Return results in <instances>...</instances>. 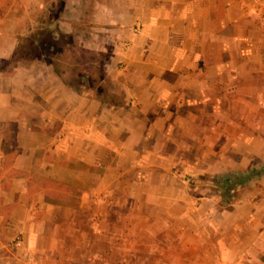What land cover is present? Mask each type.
<instances>
[{"label": "crops", "instance_id": "crops-1", "mask_svg": "<svg viewBox=\"0 0 264 264\" xmlns=\"http://www.w3.org/2000/svg\"><path fill=\"white\" fill-rule=\"evenodd\" d=\"M40 29L105 51L119 104L44 58L17 68ZM263 95L264 0H0V264H264V174L230 205L223 182L197 198L173 176L182 162L218 181L256 170ZM139 186L130 215L112 196Z\"/></svg>", "mask_w": 264, "mask_h": 264}, {"label": "rangeland", "instance_id": "rangeland-1", "mask_svg": "<svg viewBox=\"0 0 264 264\" xmlns=\"http://www.w3.org/2000/svg\"><path fill=\"white\" fill-rule=\"evenodd\" d=\"M81 34L85 38V34ZM49 37L50 35L48 31L41 29L32 31L28 36L22 37L27 40L24 41L27 49L17 56L14 65L17 66V68H20L23 66H30L32 63H37L36 60H38L40 53L36 51L35 47H32V43L36 42L45 45L47 44L48 46L46 48H43L42 50L43 53L45 52L44 54H48L47 56L45 55L44 58L46 64L62 74L64 78H66V81L69 83V85L77 89L79 92H91L95 98L104 101V103L107 105L119 104L121 95L118 96L116 94L117 91L112 79L106 77L107 75L105 73V65L108 61V55L104 53L105 51H99L97 47H92V49H90V47H88L87 45H82L81 42H78V40H76L72 36H66L67 38H65V40L59 37L56 45H53V42ZM30 50L34 51L33 55L29 54ZM12 65L13 64H11V66ZM240 97L242 104L245 103L243 100H247L249 98L248 96L243 95H241ZM251 99H253L252 96ZM256 99H261L260 101L264 102V95L258 96ZM257 114L259 119L264 118V111L258 112ZM39 155L40 154L38 153V156ZM256 162H258L257 169L261 170L264 167V160L257 159ZM36 163L37 164H35L34 166L36 169H34V171L36 170V173L38 174L32 176L31 182L34 187H39L42 185L44 186L45 182L42 178L43 175L38 171H41V173H45L44 171L46 169V166L44 165L42 160H37ZM54 163V161L50 162V164ZM51 170L53 171H51L53 176L56 177V179H53L56 185L52 187V192L57 193L54 192V189H58L59 192L57 193V196L58 194L61 197L64 196V194L68 195V193H70V190L66 189L68 186L65 187L61 184L62 179H64L63 175L65 174H63L60 169L53 166L51 167ZM249 170V173H252V170ZM173 176L176 178L177 183L182 188L187 189L190 194L197 198L202 197L200 195V191L202 190L209 191L212 194L218 193L220 195L226 192V194L229 193L228 195L224 196L225 202L228 205L236 203L238 197H240V194L247 191L243 188L235 193L228 192L227 190L225 192L223 190L222 184L218 183L219 181L217 179H212V177H209V175H200L191 172L187 163L185 162H182L181 164L173 168ZM65 177H67L70 182L79 181V178L74 177V175H66ZM128 178L133 181L136 176L128 174L127 179ZM136 180L140 184V178L137 177ZM122 195L124 196L122 197L123 200L133 201V203H129V214H140V206L138 207L137 205H134V202L140 203V186L139 190L132 193H125L121 195H117L116 193H114L112 199H122ZM116 209L118 208L115 207L114 211Z\"/></svg>", "mask_w": 264, "mask_h": 264}, {"label": "trees", "instance_id": "trees-1", "mask_svg": "<svg viewBox=\"0 0 264 264\" xmlns=\"http://www.w3.org/2000/svg\"><path fill=\"white\" fill-rule=\"evenodd\" d=\"M48 33L50 35L49 38H51L50 40H52V42H53V45H56V42L58 41L59 37L56 38L54 31H48ZM60 37L63 38L64 40H65V38H67L66 36H63V35H61ZM25 40H26L25 38H20V45L18 47L16 58L19 54L23 53L24 50L27 49L26 44L24 42ZM47 46H48L47 44L45 45V44H40V43H36V42L32 43V47H35L36 51H38V53H40L38 59L45 58V55L46 56L48 55V54H44L45 52L43 53V51H42L43 48H46ZM49 47H50V45H49ZM33 53H34V51H32V50L29 51V54H31V55H33ZM57 73H59V72H57ZM8 144H9V140L7 138L5 143H4V145H5L4 150H5L6 154L9 155L10 151H9V149H7ZM263 174H264V167L261 170H257V169L253 170L252 173H250V174H244V175L238 174L235 176H228V177L221 178V179H219L218 183L223 182V184H225L224 187L226 189H229V191L231 192L234 189V187L243 186L252 179H259L262 177Z\"/></svg>", "mask_w": 264, "mask_h": 264}, {"label": "built area", "instance_id": "built-area-1", "mask_svg": "<svg viewBox=\"0 0 264 264\" xmlns=\"http://www.w3.org/2000/svg\"><path fill=\"white\" fill-rule=\"evenodd\" d=\"M2 158H1V156H0V160H1ZM21 240L18 238L17 240H16V242L17 243H19Z\"/></svg>", "mask_w": 264, "mask_h": 264}]
</instances>
